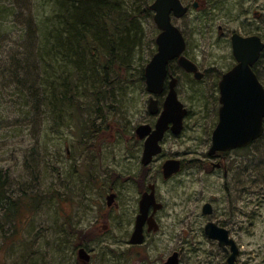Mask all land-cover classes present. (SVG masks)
Segmentation results:
<instances>
[{
  "label": "rangeland",
  "instance_id": "1",
  "mask_svg": "<svg viewBox=\"0 0 264 264\" xmlns=\"http://www.w3.org/2000/svg\"><path fill=\"white\" fill-rule=\"evenodd\" d=\"M154 1L113 0L116 22L125 20L133 42L128 59L111 68L107 50L87 52L89 80H77L73 103L59 99L56 107L49 91L63 88L49 90L37 66L44 38L61 29V7L56 0H0V172L7 174L9 197L0 207V264H78L76 246L87 229L97 264H164L173 252L180 264H226L227 255L204 232L214 220L239 222L227 227L241 250L238 264H264V141L224 158L208 156L219 120V82L236 64L231 36L264 39V0H181L190 10L174 23L186 38V56L205 77L198 81L171 63L188 114L182 133H168L162 154L144 167L135 129L157 120L148 110L144 79L160 33L144 13ZM44 59L59 65L64 79L72 74L57 54ZM168 159L183 166L164 180ZM218 162L228 175L212 171ZM149 183H156L163 204L160 230L133 249L129 237ZM111 188L117 198L109 208ZM205 203L213 205V216L204 215Z\"/></svg>",
  "mask_w": 264,
  "mask_h": 264
},
{
  "label": "water",
  "instance_id": "2",
  "mask_svg": "<svg viewBox=\"0 0 264 264\" xmlns=\"http://www.w3.org/2000/svg\"><path fill=\"white\" fill-rule=\"evenodd\" d=\"M197 8V3L194 4ZM150 9L153 19L160 30L156 38L157 53L145 68L146 89L153 97L149 101L148 109L152 115L159 114L154 127L143 124L136 128V137L144 141L141 163L150 165L154 158L162 153V145L166 133L171 131L175 135L182 133L187 108L179 100L176 90L178 80L171 76L169 91L160 111L158 100L154 96L163 94L165 80L168 76V66L177 60L180 67L187 73L194 74L197 80H202L204 74L198 66L188 59L184 53L187 43L182 31L173 23L174 19L184 18L189 7L181 0H155ZM233 55L237 64L222 76L219 83L221 107L219 122L212 134V143L208 151L210 157L218 153L243 149L259 140L264 134V85L254 71L264 52V40L256 35L242 36L234 33L231 38ZM182 162L169 159L162 165L163 177L169 179L181 171ZM154 185L151 192H145L140 200L139 214L131 243L141 244L144 241V227L148 225L149 232H157L159 226L155 220V212L162 208L157 203ZM115 194L108 196V206L113 204ZM154 206V213L149 216V209ZM213 207L210 203L203 207L204 215H211ZM208 238L218 242L219 246L229 253L226 264H237L240 248L230 233L214 222L205 226ZM230 248V250L228 249ZM81 259L88 258L84 249L79 251ZM165 264H180L179 253H173Z\"/></svg>",
  "mask_w": 264,
  "mask_h": 264
},
{
  "label": "trees",
  "instance_id": "3",
  "mask_svg": "<svg viewBox=\"0 0 264 264\" xmlns=\"http://www.w3.org/2000/svg\"><path fill=\"white\" fill-rule=\"evenodd\" d=\"M56 2L63 12V18L58 16L61 29L57 28L55 32L53 30L50 36L44 38V43L42 39L43 45L39 49V56L42 57L43 61L41 66H39V71L43 73L44 81L46 79L50 80L49 90H52V85H61V88H63L61 94H55V90L54 92L49 91L47 99L50 103L53 98L58 100L57 103L53 101L57 107L60 102L59 99L69 100L73 103V99L76 96L77 80L82 78L86 81L89 80V70L86 64L87 52L91 54L97 50V47L107 50L110 57V60H107L109 61L107 65L112 68L117 64V60L123 59L126 61L128 59L133 42L130 38L131 35H128L125 31L128 26V24L124 25L125 20L121 21V25L116 22L119 13L118 7L112 5L113 0H56ZM144 13H147L149 17L153 16L150 8H147ZM55 54L62 57L64 61H68L66 64L68 67L71 66L72 70V74H69V77L64 79L61 75L59 76L56 72L59 69V65L57 68H53L54 65L51 61H45L44 57L50 56L52 58ZM104 68L106 70V67ZM258 68L264 71V53L255 67L256 74L264 84ZM60 78L61 82L59 81ZM54 79L58 80V84H54ZM54 89L56 88L54 87ZM97 95L96 93L95 96ZM263 141L264 135L253 144H259ZM6 175L4 172H0V207L3 210L9 200L6 188L8 178Z\"/></svg>",
  "mask_w": 264,
  "mask_h": 264
},
{
  "label": "flooded vegetation",
  "instance_id": "4",
  "mask_svg": "<svg viewBox=\"0 0 264 264\" xmlns=\"http://www.w3.org/2000/svg\"><path fill=\"white\" fill-rule=\"evenodd\" d=\"M199 68V67H198ZM200 70V69H199ZM204 74V73H203ZM189 75H192L193 77H195L193 74H189ZM171 76H173V77H175L174 76V74H171V71H170V74L168 75V77L166 78V81H165V90H164V93L162 94V95H160V96H156V98L158 99V103H159V107H160V109H161V105H160V101H159V99L161 100L163 97H165V95H166V93H167V91H168V86H169V81H170V78H171ZM205 77V74H204V76H203V78ZM202 78V79H203ZM178 79V78H177ZM151 98V97H150ZM163 105V104H162ZM161 111V110H160ZM154 116V115H153ZM155 116H157V118H158V115H155ZM158 120V119H157ZM156 120V121H157ZM150 125V124H149ZM152 126V125H151ZM154 126V125H153ZM226 155V154H218V155H216L215 156V158L217 159V158H224V156ZM214 158V159H215ZM212 165V171L213 170H220V169H223V171H224V173H225V175H228V173H229V170H228V167H227V165H222L220 162H218L217 164H214V163H211ZM183 166V165H182ZM145 167H148V166H145ZM162 177H163V173H162ZM173 177V176H172ZM171 177V178H172ZM163 179L164 180H169V179H165L164 177H163ZM151 185H154V190H155V197H156V201H157V203H160L159 201H158V198H157V185H156V183H149L147 186H145L144 187V189H143V191L141 192V196H140V200H141V197L143 196V194L145 193V192H151L152 190H151ZM111 190V193L108 195V196H110L111 194H115L116 195V193H114V188H111L110 189ZM108 196H107V199H108ZM116 198H117V195L115 196V198H114V201H113V204L111 205V206H108V201H107V206L110 208V207H112L113 205H116ZM140 200H139V207H140ZM162 204V203H161ZM206 204V203H205ZM205 206V205H204ZM213 206V205H212ZM163 209V204H162V208L160 209V210H158L157 212H155V215H154V217H155V220H156V222H157V224H158V226H159V229H158V231L157 232H154V231H152V232H149L148 231V225L146 224L145 225V227H144V241H143V243L147 240V235L148 234H151V233H158L159 232V230H160V224H159V221H158V218H157V216H158V213H160L161 212V210ZM154 213V206H151L150 207V209H149V216H151L152 214ZM138 214H139V212H138ZM213 214H214V208H213V210H212V213H211V215L213 216ZM210 215V216H211ZM138 216V215H137ZM136 219H137V217H136ZM209 222H214V223H216L218 226H220V227H223V228H225L229 233H230V236H231V231L227 228L228 227V225L229 226H235V225H237L239 222H236V221H234V220H230L228 223H222L221 221H209ZM135 224H136V220H135ZM135 224H134V228L133 229H135ZM103 229H104V231H106L107 229H108V227H107V225H104L103 226ZM133 232H134V230L132 231V233L130 234V237H129V246L130 247H132L133 249H137V248H140L141 246H143L144 244L143 243H141V244H133V243H131V238H132V235H133ZM232 237V236H231ZM81 239H82V243H80V244H78L77 246H76V248H77V258H78V260L77 261H79L78 262V264H97V262H96V258H97V255H96V253H95V251H94V249L93 248H90L91 247V245H93L94 243L92 242V239H93V234L91 233V231L90 230H86V231H83L82 232V234H81ZM218 243V242H217ZM143 244V245H142ZM81 249H84L86 252H87V254H88V258L86 259V258H84V259H81L80 257H79V251L81 250ZM222 251L227 255V257L229 256V253L228 252H226L225 250H223L222 249ZM173 253H175V252H173ZM179 253V252H178ZM179 260H180V253H179ZM167 261V260H166ZM165 261V262H166ZM165 262H164V264H165Z\"/></svg>",
  "mask_w": 264,
  "mask_h": 264
},
{
  "label": "bare ground",
  "instance_id": "5",
  "mask_svg": "<svg viewBox=\"0 0 264 264\" xmlns=\"http://www.w3.org/2000/svg\"><path fill=\"white\" fill-rule=\"evenodd\" d=\"M232 52H233V48H232ZM234 56V55H233ZM39 67V65L37 66V68Z\"/></svg>",
  "mask_w": 264,
  "mask_h": 264
}]
</instances>
